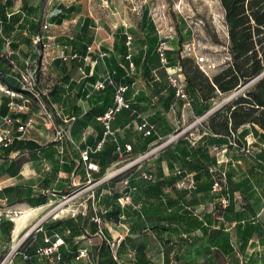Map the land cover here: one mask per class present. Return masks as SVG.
Instances as JSON below:
<instances>
[{"label": "crops", "instance_id": "obj_1", "mask_svg": "<svg viewBox=\"0 0 264 264\" xmlns=\"http://www.w3.org/2000/svg\"><path fill=\"white\" fill-rule=\"evenodd\" d=\"M6 1L0 0V70L9 83L0 78V112L20 122L6 124L0 117V127L21 137L8 146L0 144V210L15 211V218L25 211L44 209L49 201L37 204L40 194L51 201L57 196L55 191L95 179V174L122 159L114 153L116 141L132 145L125 160L169 139L156 154L123 168L129 171L121 179L97 183L96 210L91 198L90 210L60 218H73L79 226L84 223L79 234L68 227L54 228L53 234L38 239L32 248L45 245L44 238L54 239L57 233L64 243L60 245L62 259L54 264H90L87 257L75 258L83 247L88 248L93 264H118L111 250L101 249L105 243L101 227L108 238L119 243L121 264H264V128L245 122L233 129L230 117L226 118L228 110L221 113L227 102L216 101L219 90L204 100L187 86L188 99L178 97L167 71L179 67L168 64L167 49L168 63L161 62L158 44L150 46L155 32L143 21L140 30L145 35L131 32L120 0H103L109 16L105 14L102 21L87 10L84 0H11L10 5ZM123 45L127 63L122 61ZM134 56L140 58V64H135ZM26 70L33 75L28 87L21 81ZM102 74L127 85L124 96L130 106L111 119L112 132L106 135L102 149L91 153L94 168L88 169L81 150L96 145L105 131L99 115L87 116L89 110L106 102L105 87L91 86ZM110 85L115 94V86ZM7 87L16 95L4 92ZM113 104L114 98L105 111ZM226 105L234 107L233 102ZM196 116L206 117L205 122H187ZM143 119L154 126L152 134L137 129ZM29 120L26 130L19 131L21 122ZM53 124L63 125L69 138L57 139ZM179 128H186V133L173 138ZM233 139L238 146L230 143ZM30 143L35 146L29 147ZM110 143L114 149L107 159L104 150ZM143 172L151 178H145ZM126 195L129 199L122 206L120 198ZM137 204L140 208H135ZM113 205L121 210L117 219L106 216ZM70 206H64L65 210L72 209ZM96 215L100 224L93 219ZM13 218L0 221V251L6 248V239H11L1 222L11 220L10 236H15ZM28 218L22 222V230ZM26 252L30 260L19 255L14 264H50L39 259L36 251Z\"/></svg>", "mask_w": 264, "mask_h": 264}, {"label": "rangeland", "instance_id": "obj_2", "mask_svg": "<svg viewBox=\"0 0 264 264\" xmlns=\"http://www.w3.org/2000/svg\"><path fill=\"white\" fill-rule=\"evenodd\" d=\"M62 1L69 3L71 0ZM84 3L87 6V10L100 21L107 18L103 0H84ZM120 3L123 8L122 15L127 19L129 29L137 36L145 35L140 30V25L143 20V12L145 10L148 11V16L159 28L160 35L168 40L166 46L169 65L180 67L183 70L181 59L191 58L187 64L193 63L198 66L196 56L203 55L208 64H210V70L207 74L198 67L203 74L210 78L228 66L231 60L228 51V28L225 21V10L220 0H120ZM242 91L237 93H234V91L218 93L216 101L230 103ZM227 103L221 108L223 110L221 113L223 114L228 110L229 105H226ZM199 118L200 116L194 118L189 117L187 122L189 123L193 120L191 123L200 124L206 120V117L198 120ZM181 131L182 129L179 128L174 134L180 133ZM182 133H186V131H182ZM162 141L160 140L151 148L162 144ZM157 152L155 151V154ZM129 160H123V158L114 160L115 162L109 170H116L122 167V165H125ZM109 170L105 169L102 173L95 174V179L87 183L84 182L87 180L85 179L82 180L83 182L70 184L59 192L55 191L57 196H52L53 200L51 201L47 198L49 203L44 209L30 213L31 215L26 222V227L17 237L12 235L10 241L5 238L6 248L0 251V259L7 255L12 245L16 247L21 240L19 250H29L37 243L38 233L42 231L43 223H52L60 218L68 217L74 212L90 210L91 195L93 193L95 195L97 194V188L99 186L97 184L99 183L98 179L107 174ZM128 171V169H124L112 178L121 179L122 173L126 175ZM64 206L68 208L70 206L72 209L65 210ZM29 230H31L30 233L21 239L26 231ZM19 255L21 254H16L14 262ZM14 262L11 264H14Z\"/></svg>", "mask_w": 264, "mask_h": 264}, {"label": "trees", "instance_id": "obj_3", "mask_svg": "<svg viewBox=\"0 0 264 264\" xmlns=\"http://www.w3.org/2000/svg\"><path fill=\"white\" fill-rule=\"evenodd\" d=\"M225 10V21L228 28V51L231 60L228 66L216 73L212 78L202 73L199 67L193 63L187 64L191 58H182L181 66L182 72L185 76L187 86L196 89L204 100H208L216 95V90L219 92H231L246 86L241 94L232 100L234 107H228V116L232 121L233 129L245 122H255L264 128V0H220ZM11 0L6 1V5H10ZM4 21L6 15L1 14ZM61 21V18L59 19ZM143 23L145 27L149 28L150 32H155L150 38V46L155 48L159 42V35L152 19L148 16V11L143 12ZM124 54L122 61L127 63L125 58L126 47L122 46L120 49ZM133 60L136 65L140 64V58L134 56ZM121 66L117 65V72L121 71ZM120 75L116 76L119 78ZM5 76L0 70V78L3 80ZM95 80V75L91 77ZM5 82L9 83L4 78ZM104 105L93 108L88 111L87 116H98L102 114L106 107L111 104V99L114 98V87L106 84ZM46 101V100H45ZM222 129L221 127L219 130ZM35 146V144H29ZM114 145L110 143L105 148L104 152L107 159L112 157ZM115 157V156H113ZM110 160H108L109 162ZM102 173V172H99ZM10 192V188L5 189ZM47 196L40 194L37 204L45 203ZM120 207L113 205L106 216L117 219L120 214ZM5 225V230L9 234L13 227L11 220L2 221ZM84 223L79 226L73 222V218L58 219L53 224L46 225L43 223L42 231L38 234V239L45 235L53 234L54 228L60 230L62 227H68L75 234H79ZM33 247V246H32ZM30 248L31 253H35V248ZM101 249L105 252H110L109 244L106 242L102 244Z\"/></svg>", "mask_w": 264, "mask_h": 264}, {"label": "built area", "instance_id": "obj_4", "mask_svg": "<svg viewBox=\"0 0 264 264\" xmlns=\"http://www.w3.org/2000/svg\"><path fill=\"white\" fill-rule=\"evenodd\" d=\"M157 32L159 35V42L158 45L156 47V51L159 53L160 55V59L161 62L166 65L168 63L167 60V55H166V43L168 42V40L164 37H162L160 35V30L157 27ZM131 39L132 36L130 34L127 35V44L131 43ZM36 42L40 43L42 42V39L40 37L36 38ZM65 58V57H64ZM127 58H131L130 54L127 56ZM196 63L198 64V66L200 67V69H202L205 73L208 74V71L210 70V64H208L205 56L200 55V56H196ZM27 65H30V63L27 62ZM130 68L133 70L134 69V64L133 62L130 61L129 63ZM167 77L169 82L175 87L176 89V95L180 98H184V99H188V92H187V82L184 78V74L181 70V68H172L171 70L167 71ZM33 79V75L29 70H26V72H23L21 74V81L23 82L24 85L27 86V84L31 83ZM113 84L115 86V94H114V104L112 106H110L109 108H107V110L105 112H103L101 115H99L97 118L101 121H103L104 126H105V131H104V135L103 137L97 142L96 145L94 146H87L85 149L81 150V158L83 161L87 162V166L88 169H93L94 168V163L91 162L90 160V155L93 152L99 151L102 149L105 140H106V135L111 131V126H110V121L112 118H114L115 114L117 112H119L122 108L124 107H129L130 104L129 102L126 100L124 93L127 89V85L124 84H120L117 83L113 78H111L110 75H105L102 74L100 77H98L94 82L91 83V86L95 89H103L106 84ZM28 87V86H27ZM4 92L10 94V95H16L17 92H15L14 90H11L10 88H3ZM28 90L30 92H32V94H34L35 96L38 97V93L35 92L32 89ZM237 93V92H235ZM42 107L44 110H46V106L41 103ZM0 117L2 118L3 122L6 124H12L14 121H19L20 119L17 117L12 116L11 114H2L0 112ZM204 116H201L198 120L202 119ZM29 121H27L26 123H22L18 126V130L21 132H24L27 128V126L29 125ZM63 122L66 123L68 122L67 118L63 119ZM53 128L55 130V135L57 139H61L64 136H68L66 128L63 125H54L53 124ZM137 129L141 132H143L144 135H150L153 133L154 131V126L152 124H150L147 120L143 119L142 122H140L137 125ZM186 128L182 129V131H185ZM181 131V132H182ZM180 133H176L173 135V138H177ZM16 137H21L20 136H14L11 133V129L10 128H1L0 127V144L3 146H8L10 145L13 140ZM169 141V139H165L162 141V144L155 146L153 148H150L148 151L141 153L135 157H131L130 160L123 165L122 167L110 171L107 174H105L104 176H102L100 179H98V182H103L105 180H108L112 177H114L115 175H117V173H119L120 171H122L123 168H127L130 167L136 163H138L139 161L146 159L149 155L153 154L156 150H158L160 147L164 146L165 143H167ZM233 145L238 146V143L233 139L230 142ZM155 145V144H154ZM132 151V145L130 143H125V144H120L118 141H116L115 144V149H114V153L118 156V158H124L126 157V154L130 153ZM142 175L145 178H151V175L143 172ZM89 178L91 177L90 175V171H88V175ZM92 198V207L94 210L97 209V203H96V196L93 193L91 195ZM129 199V195L124 196L123 198H120V203L122 206H124L127 203V200ZM135 208H140V205L137 204L135 205ZM13 212H9V211H5L3 212L2 210H0V221L3 218H13L12 214ZM93 219L100 224L101 223V218L96 215L93 217ZM31 230L26 231V233L21 237V239H23L24 236H26L27 234L30 233ZM87 233V232H86ZM100 236L103 238V240L109 244L110 250H111V254H112V258L115 261V263H120L121 261L119 259V243L116 242L114 239L108 238L102 228L100 227ZM46 244L45 245H41L38 246L36 248V253L35 255L39 258V259H46L50 262V264H54L57 261L62 259V252L60 251V245L64 243V240L56 233L55 234V238L52 239L50 236H47L44 238ZM22 242V240L19 242V244ZM19 244L15 247L14 245H12L11 250L7 253V255L5 257H3L2 259H0V264H11L12 262H14V257L16 256V254L20 253L23 258L27 261L30 260V255L27 254L26 251H20L19 250ZM81 257H87L90 264H93V262L90 260L89 258V253H88V248L87 247H83V248H79L77 254L75 255V258L79 259ZM132 259L134 257V255L131 256Z\"/></svg>", "mask_w": 264, "mask_h": 264}, {"label": "bare ground", "instance_id": "obj_5", "mask_svg": "<svg viewBox=\"0 0 264 264\" xmlns=\"http://www.w3.org/2000/svg\"><path fill=\"white\" fill-rule=\"evenodd\" d=\"M10 212H15V211H10ZM16 214L15 213H12V217ZM30 213L29 212H22L21 214H19V216H16L15 218H13V220L15 219V221L17 222V234H15V236L17 237V235L20 234V231L22 230V222L24 220H26L28 217H29ZM17 245V244H16Z\"/></svg>", "mask_w": 264, "mask_h": 264}]
</instances>
